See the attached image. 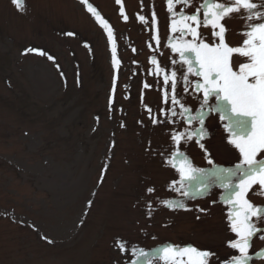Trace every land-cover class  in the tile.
I'll use <instances>...</instances> for the list:
<instances>
[{
  "label": "rangeland",
  "instance_id": "rangeland-1",
  "mask_svg": "<svg viewBox=\"0 0 264 264\" xmlns=\"http://www.w3.org/2000/svg\"><path fill=\"white\" fill-rule=\"evenodd\" d=\"M88 2L101 19L82 0H24V11L12 0H0V264H125L135 259L116 247L118 238L126 248L138 247L149 256L168 244L213 251L211 264L238 255L227 246L236 234L220 202L223 189L182 197L170 190L180 178L177 170L159 155L161 146L170 143L169 131L186 127L183 121L153 125L147 111L157 113L164 106V73L158 69L179 58L166 46L165 0H143V8L141 0ZM224 23L227 42L238 46L244 21L233 15ZM113 49L119 63H114ZM176 91H181L179 83ZM187 103L195 112L196 101L189 97ZM29 123L37 130L31 131ZM205 126L208 136L201 143L218 166L233 167L238 152L226 142L215 113ZM179 148L195 167H211L195 137L187 145L181 141ZM149 187L155 189L151 194ZM258 187L247 198L264 205V196L253 195ZM166 199L182 200L190 210L169 209L160 203ZM149 201L155 209L150 218ZM259 235L252 239L249 264H264L254 255L264 249Z\"/></svg>",
  "mask_w": 264,
  "mask_h": 264
},
{
  "label": "snow or ice",
  "instance_id": "snow-or-ice-1",
  "mask_svg": "<svg viewBox=\"0 0 264 264\" xmlns=\"http://www.w3.org/2000/svg\"><path fill=\"white\" fill-rule=\"evenodd\" d=\"M121 2L116 0L117 4ZM12 3L18 10L24 11V0H12ZM82 3L98 20L101 19V14L88 0H82ZM165 4L170 22L166 46L172 52L179 53V58H170L167 67L158 69V72L164 73V106L159 107L157 113H153L151 108H147V111L153 125H174L180 121L186 125L181 131L170 130V143L161 146L159 152L163 162L175 168L180 177L171 182L170 190L194 199L210 193L213 187L223 189L220 202L227 208L228 227L236 234L235 239L227 241V246L239 254L230 255L222 262L217 261V264H249L254 259L249 254L253 237L259 233L258 238L264 241V205L254 204L247 198L254 185L259 187L253 195L264 196V156L261 155L264 154V0H165ZM141 5L143 8V0ZM175 5H181L179 12L175 10ZM188 8L194 10L189 13ZM233 15L244 21L239 33L243 39L238 46L230 45L226 38L229 29L224 21ZM137 17L145 25L148 24V18L144 15L137 14ZM123 19L126 21L128 17L124 15ZM150 19L152 29H155L157 17L154 2ZM104 27L109 29L108 37L111 39L113 32L107 21H104ZM201 27L209 31L202 33ZM156 42L159 46L158 37ZM27 51H38L45 55L41 50ZM113 53L114 63H119L115 60V49ZM48 59L53 60L54 57L48 56ZM151 63L157 64L155 57L151 58ZM178 83L181 88L179 94L176 91ZM144 87L151 85L145 83ZM189 97L198 105L195 112L187 103ZM213 113L221 123L226 142L238 152V162L231 168L218 166L201 143L208 136L205 121ZM193 124L195 128L188 127ZM194 137L211 167H195L191 158L180 150L181 141L187 145ZM146 191L151 194L155 189L149 187ZM160 203L172 210H190L182 200L166 199ZM154 210L149 201L146 204L149 218ZM125 244L118 238L116 247L121 253L131 252L135 257L130 262L125 261V264H141V257L145 258L143 264H153L154 260L163 261V264H211L216 256L210 250L175 244L153 249L149 256L143 249L135 246L126 248ZM254 255L264 259V249Z\"/></svg>",
  "mask_w": 264,
  "mask_h": 264
},
{
  "label": "trees",
  "instance_id": "trees-1",
  "mask_svg": "<svg viewBox=\"0 0 264 264\" xmlns=\"http://www.w3.org/2000/svg\"><path fill=\"white\" fill-rule=\"evenodd\" d=\"M33 117H34V116H33ZM21 119H22V118H21ZM31 119H32V118H31ZM23 120H24V118H23ZM33 120L37 121V123H40V122H41V119H40V120H39V119H33ZM33 120H31V123H34ZM35 123H36V122H35ZM42 123H43V122H42ZM24 124H25V123H24ZM28 126H29L30 129H32L31 131H34V130L36 131V130H37V129L35 128L34 125H33V128H32L30 123L28 124Z\"/></svg>",
  "mask_w": 264,
  "mask_h": 264
}]
</instances>
